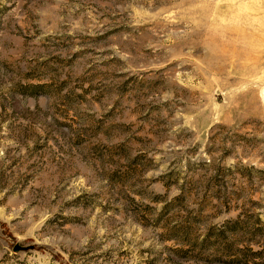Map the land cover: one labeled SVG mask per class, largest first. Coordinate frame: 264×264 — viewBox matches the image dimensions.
Wrapping results in <instances>:
<instances>
[{"label": "rangeland", "instance_id": "rangeland-1", "mask_svg": "<svg viewBox=\"0 0 264 264\" xmlns=\"http://www.w3.org/2000/svg\"><path fill=\"white\" fill-rule=\"evenodd\" d=\"M0 264H264V0H0Z\"/></svg>", "mask_w": 264, "mask_h": 264}, {"label": "water", "instance_id": "water-1", "mask_svg": "<svg viewBox=\"0 0 264 264\" xmlns=\"http://www.w3.org/2000/svg\"><path fill=\"white\" fill-rule=\"evenodd\" d=\"M21 248L20 247H17V249L16 250H20Z\"/></svg>", "mask_w": 264, "mask_h": 264}]
</instances>
